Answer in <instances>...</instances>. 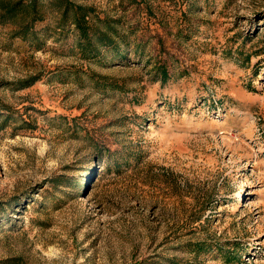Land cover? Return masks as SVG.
Wrapping results in <instances>:
<instances>
[{"label":"rangeland","instance_id":"obj_1","mask_svg":"<svg viewBox=\"0 0 264 264\" xmlns=\"http://www.w3.org/2000/svg\"><path fill=\"white\" fill-rule=\"evenodd\" d=\"M69 1L118 50L0 21V264H264V0Z\"/></svg>","mask_w":264,"mask_h":264},{"label":"trees","instance_id":"obj_2","mask_svg":"<svg viewBox=\"0 0 264 264\" xmlns=\"http://www.w3.org/2000/svg\"><path fill=\"white\" fill-rule=\"evenodd\" d=\"M42 0H0V21L6 22L15 18L18 14L28 15L26 23L22 24V28L31 27L33 22L38 19L39 6ZM61 7L63 16L71 15L78 32V46L83 55L96 56L99 54V47H111L118 50L116 36L121 37L117 29L113 27L110 20L104 18L99 19L89 16V11L81 5L74 4L69 0H62ZM166 78V71L160 68V81Z\"/></svg>","mask_w":264,"mask_h":264}]
</instances>
